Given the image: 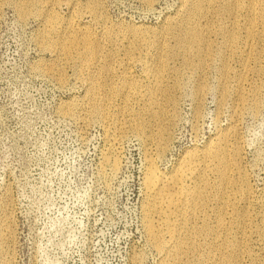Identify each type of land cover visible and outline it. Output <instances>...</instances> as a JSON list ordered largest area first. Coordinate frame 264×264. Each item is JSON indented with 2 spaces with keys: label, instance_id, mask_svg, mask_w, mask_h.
Returning <instances> with one entry per match:
<instances>
[{
  "label": "rangeland",
  "instance_id": "obj_1",
  "mask_svg": "<svg viewBox=\"0 0 264 264\" xmlns=\"http://www.w3.org/2000/svg\"><path fill=\"white\" fill-rule=\"evenodd\" d=\"M261 1L0 0V264H167L145 225L148 160L170 178L168 190L184 170L183 189L205 193L187 223L206 233L181 264L218 262L223 199L235 210L233 220L225 215L226 242L241 247L223 263L264 264ZM190 16L217 27L188 58L181 37ZM239 87L247 99L260 90L257 108L242 103ZM222 141L237 162L223 188L218 163L202 166Z\"/></svg>",
  "mask_w": 264,
  "mask_h": 264
},
{
  "label": "bare ground",
  "instance_id": "obj_2",
  "mask_svg": "<svg viewBox=\"0 0 264 264\" xmlns=\"http://www.w3.org/2000/svg\"><path fill=\"white\" fill-rule=\"evenodd\" d=\"M250 13H251L250 17L256 16V12H255L254 8H250ZM259 14L261 17L262 24L264 26V0H262L260 2ZM195 18L190 16L189 22H187L185 29H184V32L182 33L183 37H181L183 39V46H185L184 49H185V52H186V55L188 58L193 56L195 53L193 50H187V49L192 48L195 44L203 42L205 40V38H207L213 30L216 31L215 28L217 27V25L215 27H213L209 23H207L205 25H200L199 21H196ZM252 22H253V20H251L250 23L247 25V27H248L247 30H248L249 36H251L253 31L255 30V26L253 25ZM218 28H220V26H218ZM262 33L264 35V32H262ZM229 37L233 38L232 35H230ZM78 41H79L78 39L71 40V42H70L71 46H75V43ZM82 41L86 45L87 48H90V40L88 38H84ZM94 51L95 50H93L92 52H94ZM228 74H229V69L225 68L223 70L224 77L226 78V75H228ZM158 89H159V84L157 83L155 90H158ZM238 90H241L238 93L241 96V100H242L243 104L248 103V105L250 107H253L254 109L258 107V105L260 103V90L257 87H254L251 89V94L249 93L250 95H249L248 99H247V96L244 97L245 95L244 96L242 95V90H243L242 87H239ZM197 95H199V94H197ZM94 108L97 109V104H93V109ZM96 109L94 110L95 114L97 113ZM99 113L101 116H104V119L107 118L106 112L104 110L101 109V111H99ZM173 114H174L173 112L170 113V119L172 117H174ZM138 120L139 119H136L133 122V124L131 125V128L133 129V131H135L137 133H141V131H143V129H144V126H143L142 122L138 121ZM161 127L162 128L160 129V132H159V135L157 138V148L160 151L165 148V146L167 144V139H168V132H167L168 126L163 123L161 125ZM237 154L238 153L236 152V156H235L236 158H237ZM229 156H230V152H229L228 146L222 141L221 143H219V145L215 146L213 149H207L205 151V154H204L203 160H202V166L204 168H207V167L210 168L211 166L213 167V161H216L218 163L216 171L218 173L220 186L222 188L229 185L230 183H232L230 180V173L232 172V170L235 169L236 164H237L236 161L230 162L228 160ZM151 159H153V158H151ZM148 161H149V163H148L147 169H145L146 170V176H145L146 177V180H145L146 192H145V194H147L146 196L148 197V199H147L148 200V202H147L148 206H146V208H145L146 209V212H145L146 213V217H145L146 224L145 225L147 228L146 230L149 234L150 240L157 247L162 246L165 248L164 249L165 251H163V252H164L165 256L169 257V259H167V261H168L167 264H181V263H183L184 254H186L188 252L195 253V252L200 250L199 249L200 248V242H198L199 240H197V237L199 238L200 235L206 233V228H200L198 226H193V227L188 226V223H187V220L189 221L191 217L195 216L196 214L198 215L202 212V210L205 206V198H206L205 193H204V190L200 189V188L194 189L190 192H188V190H187L188 188L183 189L186 187H183L184 183L182 184V177L185 174L184 170L182 168H181V170H183V172H180V173L176 172V175L171 177V180L174 184L173 187H175L176 190L175 189L168 190L166 187H164L165 186V184H164L165 178L168 176L163 175L164 173L158 172L157 167H156L153 160H148ZM189 163H192V162H189ZM185 164H188V163H185ZM112 165H113V167H117L118 162L116 159L113 160ZM189 166H192V165L190 164ZM189 168H191V167H189ZM188 169L186 170V172L188 171ZM171 180H170V182H171ZM242 183H244V182H242ZM226 188H224V190ZM241 191H243L241 194L242 197H246L247 196V192H246L247 190L245 188V185H243L241 187ZM164 205H166V207ZM180 211H181L180 214L182 215V218L173 217L175 219L174 220L172 219L173 221H170L169 215L172 214V215L178 216V212H180ZM219 211H220L219 217H218L219 221L217 223V229H216V231L214 230V233L216 235V241L219 242L221 240H224V243H221L219 245V251L220 252H219V256H218V262L215 264H224L223 263L224 259L226 261L225 252L231 251L235 254V257H237V252H239V248H241V247H238L237 245H231V244H228L226 242L228 239L227 231L229 229L228 226L231 224V223L229 224L231 218L226 219L225 215H230L231 214L230 212L232 211L233 215H231V217L233 220L234 219V212H235L233 204L230 203L229 199H226V200L223 199V205ZM155 214L162 217L161 220L167 222L166 225H164V224L163 225L167 228L168 234L170 236L169 239H167V240L164 239L163 235L161 234L162 229L159 228L155 224V222H154V220H156V219H154ZM184 218L186 221L184 220ZM159 220H160V218H159ZM159 220H158V222H159ZM242 220H241L242 223L246 222L245 217L242 218ZM184 221H185V223H184ZM158 222H157V224H158ZM183 230L185 231L184 232L185 234L183 233L184 236L182 235ZM263 233H264V231H263ZM229 245H231V246H229ZM235 257H234V259L228 260V261H230V262L235 261V260L238 261V258L235 259ZM186 261H185V263H186ZM229 264H241V263L235 262V263H229Z\"/></svg>",
  "mask_w": 264,
  "mask_h": 264
}]
</instances>
